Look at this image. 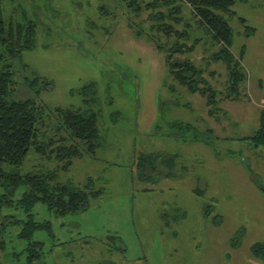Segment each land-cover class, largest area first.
<instances>
[{"label":"rangeland","instance_id":"1","mask_svg":"<svg viewBox=\"0 0 264 264\" xmlns=\"http://www.w3.org/2000/svg\"><path fill=\"white\" fill-rule=\"evenodd\" d=\"M2 2L6 22L37 24L33 47L16 65L28 80L42 79L35 87L41 95L26 83L16 98H34L43 108L40 131L47 138L66 136L57 131L54 107L97 113L99 120L102 145L93 157L76 158L63 170L57 161L31 152L23 165V173L55 170L59 182L96 193L87 209L72 215L57 217L42 203L34 207L33 219L52 227L53 236L34 234L33 240L44 243V262L264 264L252 250L255 243L264 245V145L243 141L259 128L264 111V0L238 1L235 15L226 16L236 59L244 51L246 82L239 97L228 96L229 69L212 56L218 46L211 47L198 27L200 17L182 1L183 22L175 30L201 41L173 60L202 70L221 101L214 115L206 96L175 82L166 51L144 37L151 11L138 16L121 0ZM242 19L254 30L247 32ZM157 37L163 46L171 44L165 35ZM44 80L51 87L41 91ZM176 121L187 137L211 129L216 141L211 147L181 141ZM187 124L194 129H183ZM149 155L153 158L140 162ZM174 156L171 167L162 165ZM5 213L22 222L27 218L22 209ZM22 227L7 229L0 264H27L29 242L19 237Z\"/></svg>","mask_w":264,"mask_h":264},{"label":"trees","instance_id":"2","mask_svg":"<svg viewBox=\"0 0 264 264\" xmlns=\"http://www.w3.org/2000/svg\"><path fill=\"white\" fill-rule=\"evenodd\" d=\"M121 1L138 16L143 10L151 11L149 18L152 24L149 29H146L144 37L155 43L160 51H166V63L172 69L171 75L175 82L192 94L199 93L206 96L208 105L213 107L210 111L211 115H214L221 101L217 99L218 93L203 78L202 70L188 60L182 64L178 60H173L174 54L191 52L201 41L199 38L192 39L186 30L182 32L175 30L174 26L183 22V0H153L144 6L140 0ZM185 1L192 5L195 16L200 17V20H197L198 27L207 34L208 43H212L213 49L218 46V52L212 54L213 59L216 62H225L229 69L228 96L239 97L241 88L246 82V74L241 63L244 51L240 59H236L237 57L232 52L234 32L226 16L235 15L232 8L238 1L248 3L250 0ZM2 3L0 0V247H4V235L9 226L22 223L23 227L19 237L29 242L27 264H46L44 243L33 239L34 234L39 231H47L53 236L52 227L49 222H36L33 219L34 207L42 203L57 217L72 215L87 209L90 198L96 196V193L88 186L84 189L72 183L59 182L58 172L55 170L23 173V165L31 152L48 160L57 161L63 165V170L69 168L76 158L88 155L93 157L102 145L98 114L54 107L51 111L59 122L57 131L65 132L66 136L59 139L47 138L40 131L39 124L44 116L43 108L34 98H16V94L26 83L31 90L36 91L37 97L41 95L40 90H36L35 87L41 83L42 79L34 75V78L28 80L29 77L24 74L22 65H16L22 62L23 53L33 47L37 24L31 20H25L26 23L13 20L6 22ZM241 22L246 30L248 29L247 32L254 30L245 24L244 19ZM186 29L191 30L189 25ZM158 34H163L171 40L168 48L160 44ZM190 41L192 45L188 47ZM24 68H28L26 64ZM44 81L43 86L40 87L41 91H46V86L51 87L48 80ZM174 90L175 88H171V91ZM186 106L192 109L191 106ZM175 123L174 127L179 132V126L182 125L178 121ZM183 129L189 131L194 127L187 124ZM179 133L177 137L181 141L188 142L191 139L196 143H205L208 147H211L209 144L211 140L216 141L215 138H217L211 129L204 133L193 132L190 137L182 131ZM243 141L244 143L249 142L254 147L264 145V111L261 114L259 128L253 135L245 137ZM145 157H142L140 162L153 158L152 155ZM175 159L176 156L166 158L162 165L171 167ZM6 209H22L27 218L22 222L13 214H6ZM252 250L254 256L264 258V245L257 243Z\"/></svg>","mask_w":264,"mask_h":264},{"label":"crops","instance_id":"3","mask_svg":"<svg viewBox=\"0 0 264 264\" xmlns=\"http://www.w3.org/2000/svg\"><path fill=\"white\" fill-rule=\"evenodd\" d=\"M214 223H215L216 225H219V226L221 225V221L214 222ZM238 244H239V243H238ZM255 244H257V243H255ZM255 244H254V245H255ZM253 255H254V254H253ZM253 258L260 259V258H258V257H256V256H253ZM247 262H248V261H246V264H247ZM263 263H264V262H263Z\"/></svg>","mask_w":264,"mask_h":264}]
</instances>
